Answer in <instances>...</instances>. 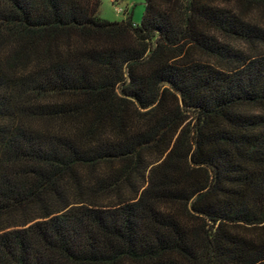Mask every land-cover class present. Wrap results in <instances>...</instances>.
<instances>
[{
  "label": "trees",
  "instance_id": "16d2710c",
  "mask_svg": "<svg viewBox=\"0 0 264 264\" xmlns=\"http://www.w3.org/2000/svg\"><path fill=\"white\" fill-rule=\"evenodd\" d=\"M99 1L0 0V264H264V0Z\"/></svg>",
  "mask_w": 264,
  "mask_h": 264
},
{
  "label": "rangeland",
  "instance_id": "374dc122",
  "mask_svg": "<svg viewBox=\"0 0 264 264\" xmlns=\"http://www.w3.org/2000/svg\"><path fill=\"white\" fill-rule=\"evenodd\" d=\"M145 0H121L111 2L110 0H100L98 5V15L108 21H120L129 16L130 21L134 24L139 23L144 10ZM261 12L254 9L249 17L261 20Z\"/></svg>",
  "mask_w": 264,
  "mask_h": 264
}]
</instances>
